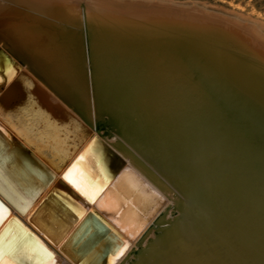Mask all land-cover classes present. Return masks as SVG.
<instances>
[{
  "label": "bare ground",
  "instance_id": "obj_1",
  "mask_svg": "<svg viewBox=\"0 0 264 264\" xmlns=\"http://www.w3.org/2000/svg\"><path fill=\"white\" fill-rule=\"evenodd\" d=\"M0 47L15 73L0 84L3 259L264 264L262 20L199 0H0ZM94 135L123 158L110 180Z\"/></svg>",
  "mask_w": 264,
  "mask_h": 264
},
{
  "label": "water",
  "instance_id": "obj_2",
  "mask_svg": "<svg viewBox=\"0 0 264 264\" xmlns=\"http://www.w3.org/2000/svg\"><path fill=\"white\" fill-rule=\"evenodd\" d=\"M7 58L9 59L10 57L0 47V61H5V59ZM101 128L104 129L105 126L102 124ZM105 134H107V131H105ZM91 140L97 141L96 152L99 153V156L97 157V162L98 164H102L106 168L108 176H109V180H110L115 175V173L118 171L120 165H122L123 158L119 155L117 151H115L111 146H109L99 135H94ZM81 189L87 190V188H80V190ZM51 194H54V196L58 198L59 200H61L64 204L70 205L75 209L79 207H80V210L84 209L79 199L73 196L67 189L56 186L49 191L47 196H50ZM0 203L3 205L4 202L0 199ZM18 263L19 264H35V262L32 260L29 262L25 261V262H18Z\"/></svg>",
  "mask_w": 264,
  "mask_h": 264
},
{
  "label": "rangeland",
  "instance_id": "obj_3",
  "mask_svg": "<svg viewBox=\"0 0 264 264\" xmlns=\"http://www.w3.org/2000/svg\"><path fill=\"white\" fill-rule=\"evenodd\" d=\"M222 9L243 12L264 22V0H199Z\"/></svg>",
  "mask_w": 264,
  "mask_h": 264
},
{
  "label": "snow or ice",
  "instance_id": "obj_4",
  "mask_svg": "<svg viewBox=\"0 0 264 264\" xmlns=\"http://www.w3.org/2000/svg\"><path fill=\"white\" fill-rule=\"evenodd\" d=\"M14 75H15L14 72L10 73L7 81L4 79V77L2 75H0V84H3L5 82H10L11 76H14ZM0 131H2V130H0ZM93 143H95V141H93ZM91 147H92V145L90 144L88 149L85 150L84 156L88 155V151L91 149ZM84 156L81 157V160L84 159ZM79 166H80V161H77V163L72 166V169L69 170V173L65 176V179L69 180V182H73L72 181V175H73V173H75L77 171ZM101 190H102L101 188L97 187L93 192L89 193L87 190L81 189L83 194L88 196L89 199H93L94 196L97 195ZM0 208H2V205H0ZM123 254L124 253L121 251L120 255L122 256ZM3 255H4L3 250L0 249V264H11V262L9 260L2 258ZM116 258L118 259L119 257H116ZM114 264H115V262H114Z\"/></svg>",
  "mask_w": 264,
  "mask_h": 264
}]
</instances>
